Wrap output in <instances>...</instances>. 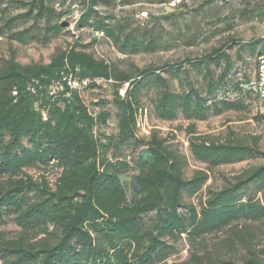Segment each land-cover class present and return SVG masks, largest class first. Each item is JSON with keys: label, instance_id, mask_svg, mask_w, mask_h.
<instances>
[{"label": "trees", "instance_id": "1", "mask_svg": "<svg viewBox=\"0 0 264 264\" xmlns=\"http://www.w3.org/2000/svg\"><path fill=\"white\" fill-rule=\"evenodd\" d=\"M243 1L237 18L264 20V0ZM51 2L0 0V38L46 44L64 29L74 35L86 26L93 34L91 43L104 39L121 54L155 52L162 47L152 33L129 30L135 20L125 6L133 0H118L114 14L99 12L96 0H81L83 8L78 13L73 10L75 0H59L58 9ZM16 9L21 12L14 13ZM227 45L212 49L206 58L219 68L224 60L219 72L210 67V61H191L200 74V87L180 79V89H172L170 79H179L181 65L128 72L95 58L77 41L46 64L22 65L14 56L2 58L0 226L11 221L18 232L12 237L0 232V262L264 264L254 252L257 231H264V163L223 178L218 188L208 187L206 198H201L214 168L260 152L240 140L194 135L191 126L188 150L205 170L186 177L184 154L155 133L148 140L135 133L147 90L155 92L151 110L161 120L179 116L204 120L209 114L243 109L239 98L227 97L232 69L224 52ZM263 52L264 48L258 55ZM69 79L86 80L87 85L73 89ZM252 81H236L232 86L238 93L257 96ZM103 84L112 86V98L100 99L91 107L85 104L81 93ZM55 85L60 88L52 91ZM112 115L115 133L98 132ZM256 119L264 125V112ZM110 150L114 158L107 156ZM122 150L127 154L118 157ZM47 167L57 171L52 185L44 176L34 179L28 173ZM198 195L195 204L191 200ZM207 236H217L216 246L208 248ZM182 239L188 244V255L184 260L173 259Z\"/></svg>", "mask_w": 264, "mask_h": 264}, {"label": "rangeland", "instance_id": "2", "mask_svg": "<svg viewBox=\"0 0 264 264\" xmlns=\"http://www.w3.org/2000/svg\"><path fill=\"white\" fill-rule=\"evenodd\" d=\"M58 1L52 0L51 4L58 9ZM95 8L101 13L114 14L118 0H96ZM125 6V12L132 15L134 22L129 25V30L136 32H150L161 41V46L155 52L139 54H121L111 43L104 39H98L91 43L93 34L86 26L74 31V35L64 29L59 35L50 39L46 44L28 43L19 44L7 42L0 38V60L14 56L15 60L22 65L46 64L60 51L66 50L77 41L79 47L91 43L89 47L82 48L97 59H103L114 63L120 70L134 72L136 69L158 67L163 64L181 65L179 79H170L172 89H180L178 83L182 79L200 87V74L195 70L194 63L206 60L212 49L227 43L224 52L229 57L232 69L229 74L231 83L228 85L229 99L239 98L244 108L239 111L227 110L219 115L209 114L204 120L188 121L179 116L175 120H161L154 116L151 110V102L155 92L147 90L143 96L144 110L137 118L135 133L137 137L148 140L152 133L166 140L174 148H177L187 159L184 175L190 177L197 170H205V165L197 162L190 155L187 138L188 129L192 126L194 135L208 137L212 140H240L253 146L258 153L253 158L243 159L230 164H223L209 172V179L203 187L202 200L206 198L205 191L218 188L223 183V178H231L244 169L264 163V125L262 120L256 117L264 112V101L253 94L246 92L238 93L233 89L232 83L244 82L254 79V70L258 52L264 48V20L254 17L250 20H240L237 12L244 6L243 0H188L185 6H168L167 3H159L156 0H133ZM190 1V2H189ZM183 3V2H182ZM179 6V7H178ZM81 0H75L73 10L75 13L82 10ZM147 11L146 19H139L138 13ZM21 12L20 9L13 11ZM74 13V14H75ZM73 14V15H74ZM76 15V14H75ZM23 25H21L22 27ZM240 48L241 51L238 52ZM210 67L217 72L225 66L221 60V66L216 67L209 62ZM162 76L169 78L166 70H161ZM60 87L52 86L56 91ZM113 88L108 84L97 88L88 89L81 93L82 100L90 107L100 99L110 100ZM97 108V107H95ZM114 115L109 118V124L102 125L98 132L105 135L115 133ZM258 137L257 142L253 138ZM127 154L122 150L118 157ZM109 158H114L112 150L108 152ZM34 179L44 176L50 185L57 174L54 167L28 170ZM255 190V187H252ZM200 195V194H199ZM198 196L191 201L198 203ZM0 232L5 236L12 237L18 232V228L8 221L0 226ZM219 238L222 234H218ZM217 236H207L205 243L208 248L216 246L219 239ZM215 244V245H213ZM179 253L173 259L184 260L188 255V244L180 240L176 244ZM254 252L264 261V231L258 230L254 239ZM237 261L236 264H240ZM0 264H2L0 262Z\"/></svg>", "mask_w": 264, "mask_h": 264}, {"label": "built area", "instance_id": "3", "mask_svg": "<svg viewBox=\"0 0 264 264\" xmlns=\"http://www.w3.org/2000/svg\"><path fill=\"white\" fill-rule=\"evenodd\" d=\"M172 1H174V0H171L170 2H172ZM147 16H148L147 11H141L138 13V18L141 20L147 18ZM75 18H76V16H75ZM96 34H97V36L100 35L98 32H96ZM254 78H259V82H264V65L259 66V68L255 69ZM68 85L70 88H73V89H81L87 85V81L86 80L78 81V80H74V79H69ZM122 93H123V90H121V94ZM258 97H264V96H258Z\"/></svg>", "mask_w": 264, "mask_h": 264}, {"label": "bare ground", "instance_id": "4", "mask_svg": "<svg viewBox=\"0 0 264 264\" xmlns=\"http://www.w3.org/2000/svg\"><path fill=\"white\" fill-rule=\"evenodd\" d=\"M187 1L188 0H174L170 3H167V5L174 7L176 5H179L182 2H187ZM75 16L76 15H74L73 18H75ZM94 34L97 36L96 32H94ZM263 65H264V52L258 55L257 60H256V68H259V66H263ZM67 84H68V81H67ZM252 87L258 96H264V82H259V78H254V80L252 81ZM259 98L264 101V97H259Z\"/></svg>", "mask_w": 264, "mask_h": 264}]
</instances>
